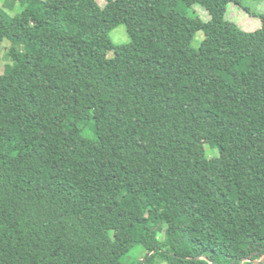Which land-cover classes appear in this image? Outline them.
<instances>
[{
  "label": "trees",
  "instance_id": "16d2710c",
  "mask_svg": "<svg viewBox=\"0 0 264 264\" xmlns=\"http://www.w3.org/2000/svg\"><path fill=\"white\" fill-rule=\"evenodd\" d=\"M12 1L0 264H264V16L247 32L225 19L241 0Z\"/></svg>",
  "mask_w": 264,
  "mask_h": 264
},
{
  "label": "rangeland",
  "instance_id": "374dc122",
  "mask_svg": "<svg viewBox=\"0 0 264 264\" xmlns=\"http://www.w3.org/2000/svg\"><path fill=\"white\" fill-rule=\"evenodd\" d=\"M98 2L101 6L104 4V0H98ZM0 7H2L11 17L21 13L24 10V6L20 3V1L0 0ZM188 15L191 17H200L204 21L210 20L208 11L199 5H195L193 8H190L188 10ZM259 16H264V0H241L240 5L230 3L227 6L225 19L227 21L236 23L241 29L247 32H253L261 27V20ZM109 36L112 43L116 46L125 45L130 41L126 26L124 24L118 25L116 28L111 30ZM203 39V32H197L191 41V47L195 50H199ZM10 47L11 43L7 40H5L0 46V74L6 72L8 67L12 65V61L7 57ZM113 56V51L108 52V57L111 58ZM86 136L90 137L89 134H86ZM204 149L206 157L210 159L220 156V152L217 147L205 144ZM143 242L145 245H149L150 235L148 233L143 236ZM142 252L143 251L141 247L137 248L134 253L129 256L127 261L129 262L131 258L142 254Z\"/></svg>",
  "mask_w": 264,
  "mask_h": 264
}]
</instances>
